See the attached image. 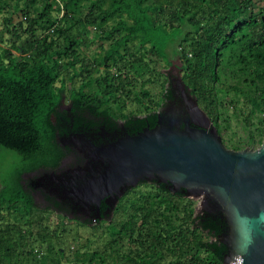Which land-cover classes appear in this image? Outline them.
Segmentation results:
<instances>
[{"label":"trees","instance_id":"trees-1","mask_svg":"<svg viewBox=\"0 0 264 264\" xmlns=\"http://www.w3.org/2000/svg\"><path fill=\"white\" fill-rule=\"evenodd\" d=\"M2 12L11 35L8 46L0 35V149L15 150L19 162L0 187V209L28 221L0 226V264H225L228 247L220 235L227 223L211 204L197 210L188 190L143 179L138 186L150 188L133 187L120 197V217L105 226L99 244L92 246L88 236L67 248L64 220L79 221L75 202L46 195L45 212L38 211L23 174L58 167L67 153L58 134L103 123L130 134L155 126V105L173 97L160 67L162 59L171 62L170 46L182 62V82L223 142L235 149L260 146L264 0H0ZM94 39L103 50L92 58L82 48ZM158 81L163 91L157 100L145 86ZM131 102L137 111L128 108ZM232 117L247 131L243 142L223 137ZM107 216L102 211L81 223L96 231L94 218Z\"/></svg>","mask_w":264,"mask_h":264},{"label":"water","instance_id":"water-1","mask_svg":"<svg viewBox=\"0 0 264 264\" xmlns=\"http://www.w3.org/2000/svg\"><path fill=\"white\" fill-rule=\"evenodd\" d=\"M181 63L174 57L169 68L161 69L176 91ZM196 105L204 125L193 121L176 127L159 117L155 126L99 147L107 162L82 184L78 196L96 208L110 201V218L119 196L141 180L169 182L173 191L201 196L197 210L211 204L225 219L220 235L228 247L225 264H264V142L255 149L228 147L198 101ZM164 106L171 109V104ZM36 202L47 205L41 198ZM85 209L78 218L88 215Z\"/></svg>","mask_w":264,"mask_h":264},{"label":"flooded vegetation","instance_id":"flooded-vegetation-1","mask_svg":"<svg viewBox=\"0 0 264 264\" xmlns=\"http://www.w3.org/2000/svg\"><path fill=\"white\" fill-rule=\"evenodd\" d=\"M178 75L177 91L172 85L173 97L169 99L168 103L171 104V109H166V106L163 105L159 110V117L163 122L174 124L176 127L185 126L188 122L192 125L194 122L201 125L206 124L201 119L203 112L196 105L197 99L186 89L179 73ZM96 118L98 119V117ZM118 121L123 126V120ZM123 130L124 126L122 129H112L103 123L97 129L96 127L81 128L78 131L71 130L58 134L57 137L61 145L67 150V153L59 161L58 167L29 171L23 174L24 182L32 190L35 202L41 198L47 204L46 195L68 202L74 201L75 214H79L87 207L85 210L88 215L84 218L94 215L100 218L102 211L108 212L110 206H107L110 205V201H104L107 204L106 207H103L102 202L100 207L96 208L94 205L83 203L84 201L78 196V193L82 184L97 173L103 167L104 162H107V159L99 152V147L105 146L127 133L126 129Z\"/></svg>","mask_w":264,"mask_h":264},{"label":"rangeland","instance_id":"rangeland-1","mask_svg":"<svg viewBox=\"0 0 264 264\" xmlns=\"http://www.w3.org/2000/svg\"><path fill=\"white\" fill-rule=\"evenodd\" d=\"M55 13H57V12H55ZM6 16H8L7 12H2L0 14V35H2L6 39V41H2L1 42L4 46H8L9 45L8 40H9V37L11 35L5 29V17ZM19 18H20L19 14H16L14 16L13 21L17 22L19 20ZM92 35H94V33H92ZM82 50H83L84 54H87L88 57L94 58L96 55H98L97 53L102 52L103 48L101 47V42L96 40V39H94L91 42H89V44L87 46H83ZM176 50H177L176 47H171L170 46L168 48V51H169V54H170L169 60H171V62H168L167 60L162 59L161 66H160L161 69L162 68H169L171 66L173 58L174 57H178V52ZM101 68L103 69L104 65H101ZM161 71L164 74H166L169 77V79H170V76H169V74L166 71H163V70H161ZM180 71L181 70H179V73H180ZM81 78H82L81 76H79L77 78V82H76L77 86L81 83ZM164 79H165V77H162V75H161L160 76V80H164ZM61 80L62 79L58 80V84H61ZM168 83H170V81L166 82L167 85H168ZM138 86L139 87L142 86L141 82L138 84ZM145 87L151 89L152 95L155 96V98L157 100L161 99L160 97L162 95L163 88L161 86L160 81L154 82V83H147ZM64 103L65 104H69L70 103V100H69L68 97L65 98ZM162 103H160L159 105H155V107H154L155 110H157V111L160 110L161 107L163 106ZM199 107L203 111H205V109L201 105H199ZM128 108L129 109H135L137 111V109H139V106H138L137 102H131L129 104ZM146 113H147V111H145V110L138 111V114H140V115H145ZM206 114L211 119V121L213 123L212 118L208 115L207 112H206ZM119 120H121V119H119ZM238 120H239L238 118L232 117L231 122H230L231 126L228 127L227 129H224L223 137L227 141H229L230 135H232L235 140L240 141V142H243L244 140H246L247 131H245L242 128V126H241L242 124ZM215 128L217 130L216 126H215ZM219 136L221 137L222 135H219ZM262 138H263V142H264V135H263ZM227 146L233 148L232 146H229V145H227ZM243 148H248V149L251 148V149H253L249 145H246ZM18 162H19V154L15 150L10 149V148H6V147H2L0 149V187L3 186L4 183L9 182L11 180V177L13 176V172L15 171V169H16V167L18 165ZM147 181L151 182V180H147ZM138 184L133 186V187H135V191H137V190L138 191L146 190V189L150 188V184L151 183L147 184L145 182L144 184H142L140 186H138ZM133 187L128 188L127 191L124 192V194L128 193L129 190L131 188H133ZM123 195L119 196V198L117 199V201H116V203H115V205H114V207L112 209L110 218L104 217V218H101V219L96 220L94 222L95 224H99L100 225V227L96 231L92 230L90 223H86V224L81 223L83 220L80 219V218H79V221H77L71 216L67 217L64 220V225L66 224V226H68L69 229H71V230L68 229V231L63 233V236L66 237L67 241H68L66 243L67 244V248L74 247L78 243H80L81 241L82 242L86 241L85 237H88V236H90L92 238V240H93V243H91L92 246H95L96 244H99L101 242V239L103 238L102 236L106 234L105 226L107 224H109V222L116 221L120 217V214L116 210V207L120 203V197H122ZM131 195H135V193H131ZM191 197H193L196 200V204L195 205L197 207V205L201 201V196H198V197L191 196ZM36 205L38 207V209H37L38 211L45 212V210H43V209L46 208V205H41V204H38L37 202H36ZM45 214L46 213H44V215ZM47 215H45V216H47ZM30 216H27V218H30ZM21 219L22 218H21V213L20 212L18 213V212H14V211H7L6 208L0 209V226H5L9 221L11 223H13V222L25 223V222L28 221V219L24 220V221L21 220ZM54 219H55V216L53 215L52 216V221L53 222H54ZM55 225L53 227H55ZM36 238H38V235H33L32 236V239L36 241V244H40V242Z\"/></svg>","mask_w":264,"mask_h":264}]
</instances>
